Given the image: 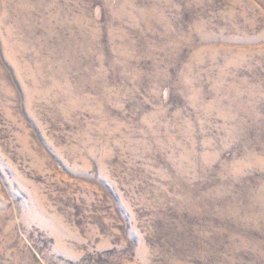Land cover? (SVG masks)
Here are the masks:
<instances>
[{"label":"rangeland","instance_id":"obj_1","mask_svg":"<svg viewBox=\"0 0 264 264\" xmlns=\"http://www.w3.org/2000/svg\"><path fill=\"white\" fill-rule=\"evenodd\" d=\"M0 264H264V0H0Z\"/></svg>","mask_w":264,"mask_h":264}]
</instances>
